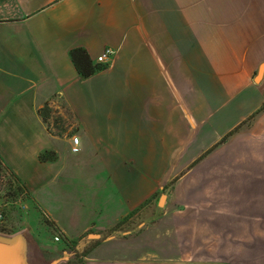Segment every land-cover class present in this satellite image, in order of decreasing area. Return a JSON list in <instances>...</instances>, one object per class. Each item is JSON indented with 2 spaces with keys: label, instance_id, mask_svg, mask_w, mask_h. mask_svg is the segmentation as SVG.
Instances as JSON below:
<instances>
[{
  "label": "crops",
  "instance_id": "0c3cea01",
  "mask_svg": "<svg viewBox=\"0 0 264 264\" xmlns=\"http://www.w3.org/2000/svg\"><path fill=\"white\" fill-rule=\"evenodd\" d=\"M78 47L115 53L83 78ZM263 62L264 0H0V147L18 167L0 159L30 194L67 152L71 186L101 181L51 191L100 215L81 230L42 208L55 244L93 238L73 264H264ZM21 232L23 264L58 259Z\"/></svg>",
  "mask_w": 264,
  "mask_h": 264
},
{
  "label": "rangeland",
  "instance_id": "374dc122",
  "mask_svg": "<svg viewBox=\"0 0 264 264\" xmlns=\"http://www.w3.org/2000/svg\"><path fill=\"white\" fill-rule=\"evenodd\" d=\"M25 151V149H21ZM64 154V153H63ZM0 157L7 160L11 165L18 167L19 158L17 152L13 148L0 147ZM72 154L68 152L61 158L59 157L58 167L63 166V170L57 176V178L50 183H47L45 188H37L32 194L28 191L26 185L19 180L17 175L13 174L12 170L3 164L0 159V209L3 211L5 219L4 222H0V232L7 234H15L22 230L27 236L32 237V233L40 232L42 237L49 240V245L52 248H56L58 251V259L64 257L66 254L63 250L69 249V252H74L73 255H69L67 262L61 261L58 264H73L77 263L81 258L80 254H83L87 250L88 246L93 243V238L87 237L84 234L82 240L77 241V238L72 239L68 243L65 240H61L57 244L53 242L55 235H60L58 228L54 225L53 219L49 213L44 212V209L50 210L51 214L59 218V220L68 225L71 232L81 230L87 223V219L90 217L100 216L99 214L87 209L83 214L82 212L66 211L62 206L57 205L55 199L50 197L51 191H62L64 194L60 198L68 197L65 193L69 191H91L100 188L97 180L85 181L74 180L73 186L70 185L67 172L69 171V159ZM7 163V162H6ZM7 163V164H9ZM63 163V164H62ZM9 164V165H10ZM86 183L89 186H86ZM36 199V200H35ZM42 201L46 207L41 206L39 202ZM44 208V209H42ZM126 218L120 221L122 230L129 229L126 225ZM143 219L136 220L139 223ZM139 221V222H138ZM118 226V225H117ZM107 234L110 232L107 230ZM93 233V232H92ZM104 233V232H103ZM56 241V240H55ZM66 245V246H65ZM52 259V258H51ZM50 259V260H51ZM49 264V263H46Z\"/></svg>",
  "mask_w": 264,
  "mask_h": 264
},
{
  "label": "water",
  "instance_id": "95a60500",
  "mask_svg": "<svg viewBox=\"0 0 264 264\" xmlns=\"http://www.w3.org/2000/svg\"><path fill=\"white\" fill-rule=\"evenodd\" d=\"M264 73V62L260 65L255 81H259ZM164 195L160 203H163ZM99 234L91 233L90 237H98ZM24 246V236L22 232L8 235L0 232V264H23L22 251ZM60 259H56L51 264H57Z\"/></svg>",
  "mask_w": 264,
  "mask_h": 264
},
{
  "label": "trees",
  "instance_id": "16d2710c",
  "mask_svg": "<svg viewBox=\"0 0 264 264\" xmlns=\"http://www.w3.org/2000/svg\"><path fill=\"white\" fill-rule=\"evenodd\" d=\"M72 61L79 73V75L83 78H87L93 74H95L97 71L101 70L104 68L105 64L102 63H94L93 60L91 59L89 53L87 50L83 47H78L74 48L70 52ZM48 108L44 107L41 109V113L44 118L48 115ZM53 153L50 151H47L43 154L40 155L41 160H46L48 159ZM14 175L15 173L12 172ZM20 180V179H19ZM21 181V180H20ZM4 232V231H2ZM65 242H69L68 239H65Z\"/></svg>",
  "mask_w": 264,
  "mask_h": 264
},
{
  "label": "built area",
  "instance_id": "2783aa9c",
  "mask_svg": "<svg viewBox=\"0 0 264 264\" xmlns=\"http://www.w3.org/2000/svg\"><path fill=\"white\" fill-rule=\"evenodd\" d=\"M115 53V50L112 49L111 47H108L107 49H105V51H103L98 57H97V61L99 63L105 64L107 63V61L110 59V57ZM73 140V146H72V151L77 152L80 150V147L78 145L79 143V137L78 136H73L72 137ZM5 216L3 211L0 209V222H4ZM61 237L60 235H56L55 236V240H60Z\"/></svg>",
  "mask_w": 264,
  "mask_h": 264
}]
</instances>
